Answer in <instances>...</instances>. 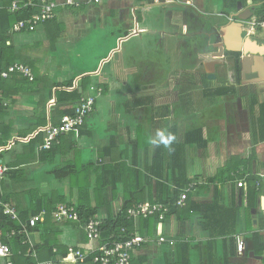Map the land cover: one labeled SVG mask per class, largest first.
<instances>
[{
	"label": "crops",
	"instance_id": "crops-1",
	"mask_svg": "<svg viewBox=\"0 0 264 264\" xmlns=\"http://www.w3.org/2000/svg\"><path fill=\"white\" fill-rule=\"evenodd\" d=\"M51 2L57 4L53 20L41 24L31 33L12 34L0 51V69L8 62L23 63L31 67L36 81L30 90L20 93H15L16 82L8 81L6 93H0L6 108L0 113V166L8 169L2 178L1 190L3 196L9 198L8 204L17 211L27 208L32 199L30 191L35 189L42 193L53 189L58 196L76 202L77 191L70 189L65 181H57L51 173L53 169L76 160L82 165L94 162L115 165L122 160L132 167V153L137 147L136 167L144 172L157 156L159 141L176 132L178 141L184 143L187 132L202 129L206 148L186 147L188 179L198 183L188 194L187 204L190 207V203L217 202L224 209L206 216V231L203 229L205 213L200 211L192 216L185 215L183 224L176 215L169 216L154 225L153 236L162 234L176 243L182 239L190 243L191 264H262L250 253L258 256L253 235L261 233L264 237L261 205L264 197V125H259L264 83L243 84L231 78L221 83L218 67L229 64L233 67L234 63L232 59L224 58L229 52L217 47L218 44L214 48L226 54L219 58L221 65L216 68V80L210 81H219V85L208 87L204 81L194 80L187 74L193 63L181 59L182 54L193 55L192 41L197 38L193 34L202 38L212 35V27L229 24L231 16L242 11L239 2L243 10H254V17L244 23V37L256 42L264 40L263 29L257 28L250 33L247 29L248 23H259L255 14L264 6V0H226L224 5L229 12L218 10L214 0H149L147 4L145 0H107L98 5L73 0L72 6L67 5V0ZM174 6H190L196 13L194 10L178 12ZM196 16L199 17L197 20ZM207 21L210 31H206ZM73 34L77 35L76 42ZM254 36L257 38L253 39ZM76 47L81 48L76 51ZM171 51L181 59L172 66L170 63L165 66L172 68L164 73L158 57L169 55ZM115 53L119 56L113 60ZM90 56H95L96 60L91 61ZM204 57L199 55L203 65ZM72 67H79V70L74 72ZM100 67H104L102 71ZM106 67L118 68L108 70ZM126 67L136 69L132 71ZM137 67H141L140 72ZM83 77H89L85 96L93 87L103 89L96 109L82 130L64 139L67 143L62 146L64 153L57 155L52 163L41 162L40 151L37 148L33 153L29 141L38 132L59 124L73 108L71 105L57 106L55 85ZM163 77L167 80H161V84L157 79ZM196 85L201 88L205 107L193 112L186 106L192 86ZM232 87L234 94L206 93ZM73 142L76 144L70 148ZM101 151L103 158L99 157ZM242 180L246 187L238 189L237 184ZM132 183L126 178L119 184L113 209L122 207L125 195L131 193ZM156 183L154 179V198L157 197ZM254 190L258 192V199L256 205L251 206L250 194ZM225 209H236L238 221L234 222ZM234 227L236 235L218 234ZM243 227L249 230H243ZM60 230L61 238L66 240L61 244L68 248L72 243L77 246L87 243L80 228L74 225L63 224ZM238 236L244 237L245 241V249L240 255L235 244ZM32 240L38 243L40 236L34 234ZM231 248H234V256L230 255ZM163 251L155 244H146L135 255L145 258L147 264H157Z\"/></svg>",
	"mask_w": 264,
	"mask_h": 264
},
{
	"label": "trees",
	"instance_id": "trees-1",
	"mask_svg": "<svg viewBox=\"0 0 264 264\" xmlns=\"http://www.w3.org/2000/svg\"><path fill=\"white\" fill-rule=\"evenodd\" d=\"M14 1L15 0H0V51L6 47V44L12 34H18L13 31V27L17 23L27 20L33 15L39 13L40 9L38 5L42 0H21L23 3H21L20 9L12 14L9 9ZM51 1L52 0H49L47 2ZM26 4L29 5L25 7ZM255 15L259 23L264 22V6L257 9ZM28 32L22 31L19 33ZM227 54L229 56L228 59H238L240 57L238 54ZM2 59H4L3 54ZM13 64V62H8L5 66H3V69L0 70H4V68L7 69ZM235 71L238 73L237 81L239 83L240 68L235 67ZM206 78H208L207 73ZM88 79L89 77H83L81 79L55 85L57 106L71 105L73 107L66 114H75L77 105L82 97L85 96L86 87L88 85L86 81ZM8 81L16 82L18 87H15V93L30 90L31 86L36 85V81L30 82L20 75H13L9 79L0 78V93L1 91L4 92L3 94L6 93ZM80 88H82V92H80ZM206 93L223 96L234 94L235 89L233 87L220 88L216 91H206ZM261 109L262 114L259 119V125L262 126L264 125V105H261ZM5 111L6 108L2 103L0 95V113ZM45 136L46 131L38 132L37 135L29 141V147L33 153H35V150H37V148L44 143ZM68 137H72V133L60 136L54 143H52L49 150L40 151L39 160L41 162H54L57 155L65 152V150L62 151V146L67 144L64 139ZM75 144L76 143L73 142L70 148H73ZM206 144L207 142L204 138L202 129L187 132L184 143H180L178 141L177 133L175 132L172 137L158 142L157 156L151 163H149V165L145 167L144 172L140 171L136 167L138 161L137 147L132 153V161L134 163L132 167L128 166L127 163L122 160L116 162L115 165H106L103 164V162H94L82 165L77 163L76 160L73 163H69V165L65 167H57L53 169L51 173L57 181H65L70 189L77 191L76 202L69 200L66 196H58L56 192H50V194L47 195L38 191V189H35L30 191L32 197L30 205L27 208L18 211L19 221L12 220L10 217L5 215L2 208H0V223L4 233L21 229L22 225L27 224L31 217L37 216L41 212H45L46 214L44 223H38L36 227L29 228L31 236L34 234L40 236V241L38 243H34L35 245L33 247L26 235H17L11 239L6 238V243L9 245L12 252L10 259L11 263L43 264L45 262H53L55 264H63L61 263V260L66 257L69 248L61 244V225H74L80 228L81 233H83L86 238L84 227L91 218L97 216L102 218L101 232L104 241H115V239L124 240L136 231H138L141 235L152 237L154 225L158 223L157 218L150 217L142 219L137 224L134 221L127 219V212L130 208L146 202L173 204L169 216L176 215L182 224L185 221V215L188 214L192 216L197 212L203 211L205 213V225L203 229L205 230L206 216L208 217L210 214L213 215L220 209H224L219 205V203L214 202L206 205H192L190 203V207L187 204L188 207L186 206L183 209L178 208L176 203L182 193V190L186 189L193 183H196V187L198 186V183L195 182L196 180L194 181L188 179L186 167V147L192 145L203 149L206 148ZM99 157H104L103 151L100 152ZM126 178H129L134 184H136V186H133L132 183L131 193L125 195L122 207L120 208V211L116 213L114 212L115 209H113L112 203L116 200V192L119 184L124 182ZM154 179L157 181L156 198H154L152 192ZM2 181L3 179H0V202L8 203L9 198H5L2 194ZM257 199L258 192L256 190L251 191V206L256 205ZM66 204L76 206L80 216L79 222L58 223L54 220L53 212L56 210L57 206ZM225 210L231 214L234 222L238 221V213L236 209ZM102 211L104 212L102 213ZM122 229H126L127 233L123 234ZM235 229L236 228L234 227L230 231L218 234H221L222 236L225 234L236 235ZM253 240L257 254L262 255L264 253L263 235L261 233H255L253 235ZM190 250V243L182 239L176 243V246L173 249H166L163 259L159 264H191ZM230 255H235L234 248H231ZM0 264L8 263L7 261L0 260ZM79 264H93V257L89 256L85 261L79 262ZM132 264H147V262L145 258H139L134 255Z\"/></svg>",
	"mask_w": 264,
	"mask_h": 264
},
{
	"label": "built area",
	"instance_id": "built-area-1",
	"mask_svg": "<svg viewBox=\"0 0 264 264\" xmlns=\"http://www.w3.org/2000/svg\"><path fill=\"white\" fill-rule=\"evenodd\" d=\"M89 4H102L107 0H86ZM23 3L21 0H15L9 11L15 13L20 9V5ZM73 0H67V5H74ZM29 5L26 4L25 7ZM39 13L33 15L27 20L20 21L13 27V31L16 33L26 31L33 32L41 24L53 20L56 17L55 11L57 4L54 2H47L42 0L38 5ZM256 28L264 30V22L248 23V33L255 31ZM13 75H20L30 82L35 81V75L31 67L23 63H15L9 66L7 69L0 70V78L9 79ZM92 92L80 100L76 107L74 115H68L62 118L58 125L49 127L46 130V136L44 143L39 146L38 150H49L60 136L67 135L70 133H77L80 129L85 126L87 119L92 115L96 109V103L99 97L103 94L102 88L93 87ZM7 168L0 166V179L3 178L7 172ZM196 187V183L191 184L186 189L182 190V193L176 203V206L183 209L187 206L188 194L192 189ZM238 189L246 187L244 180L238 182ZM173 204H161V203H142L135 207H132L127 212V219L134 221L136 224L142 220L150 217H155L158 222H163L170 215ZM0 208L3 213L10 217L12 220L19 221V214L15 207L8 203L0 202ZM45 212L38 216H33L29 219L27 224H23L21 229L12 230L8 233H4L2 225L0 223V260L7 261L8 264H12L10 259L12 256L11 249L6 243V238L11 239L17 235H26L29 239L31 246L35 244L32 240V236L29 228H34L38 223L45 222ZM54 220L58 223L65 222H79L80 216L75 205H59L53 212ZM102 218L100 216L91 218L84 227L87 243L78 247H69L68 254L61 260L63 264H79L81 261H85L89 256L93 257V264H132V259L135 253L144 247L146 244L154 241L156 245L170 246L174 248L176 241L169 239L162 234L155 237H149L141 235L138 231L129 235L124 240L115 239L112 241H104L101 232ZM122 233H127L126 229H122ZM244 237L238 236L235 239L236 250L240 255L245 249ZM154 239V240H153ZM56 251V250H55ZM43 264H55L53 262H45Z\"/></svg>",
	"mask_w": 264,
	"mask_h": 264
},
{
	"label": "rangeland",
	"instance_id": "rangeland-1",
	"mask_svg": "<svg viewBox=\"0 0 264 264\" xmlns=\"http://www.w3.org/2000/svg\"><path fill=\"white\" fill-rule=\"evenodd\" d=\"M141 1H144V0H141ZM146 2V4H147V1H149V0H145ZM212 2H213V0H211ZM226 0H214V4H216L217 5V8H218V10H224L225 11V9H226V11L227 12H229V8L227 7H225V2ZM174 7H176V8H178V12H186V13H189V11L191 10V11H193V13H196L195 12V9L194 8H191L190 6H174ZM197 18H199L198 16H196V18H195V20H197ZM195 24H198V26L201 24V26L202 25H205V23H195ZM206 31H210V29H209V26H208V21H207V23H206ZM215 26V25H214ZM199 28V27H198ZM213 28V32H212V35H208V36H206V35H204V36H202V38L200 37V36H198V35H196V34H193V36L194 37H197L196 39L194 38V40L192 41V42H194V44H192V51H193V55L190 57L187 53H185V54H182V58L183 59H181L180 57L181 56H179V55H175V51H171L170 52V54L169 55H161V56H159L158 57V59L160 60V63H161V66L163 65L164 67H162V69H164V71H162V74H163V72L164 73H167V70H171L170 68H172V67H165V66H168V64L169 65H174L179 59H181V61H186V62H188V63H193V67H190L191 68V70H190V73H187L188 75L190 74V76H192V78L194 79V80H196V81H204L203 83H206V86H210V87H213V86H216V85H219V84H221V83H223L224 81H228V79H232L233 81H235L234 79H235V63H234V61H233V67H230L229 65H228V67L226 66V67H218V69H217V74H220V76H219V81H222L221 83H219V81L218 82H213V81H210L208 78H206V72L204 71V66H203V64H202V61L203 60H199L200 58H199V55L200 54H202V55H204L205 57H204V60H206L205 62H209V60H211V61H219L220 59V57H222L223 55H225L226 53L225 52H223L222 50H217L218 48H214V45H216V44H219V43H221V41H222V38H221V35H220V27H212ZM195 30V29H194ZM246 35V34H245ZM76 36L77 35H75V34H73L72 35V37H73V39H74V41L76 42ZM247 36V35H246ZM257 38V36H254L253 37V39H256ZM196 41V42H195ZM193 45H194V47H193ZM77 49H76V51H78V49H80L81 47H76ZM83 50V49H82ZM84 51H86V50H84ZM222 51V54L221 55H219V53ZM86 52H89V51H86ZM160 53H162V51L160 50L159 51ZM208 53H210V54H208ZM189 54H190V51H189ZM96 55H98V54H96ZM119 56V54H117V53H115L114 54V57L112 58L113 60H116V58ZM226 56H228V54H226ZM229 57V56H228ZM90 60L91 61H95L96 60V57L95 56H90ZM191 60V61H190ZM201 61V62H200ZM198 63H201V65H198L197 66V64ZM221 65V64H220ZM227 65V64H226ZM196 66V67H195ZM79 67H72V70L74 71V72H77L79 69H78ZM103 68L104 67H100V69L99 70H103ZM108 70L110 69V68H118V67H106ZM123 68V67H122ZM126 68H128L129 70H135L136 69V67H126ZM138 68V70H139V72H140V68L141 67H137ZM180 68V67H179ZM181 68H185V67H181ZM136 72V71H135ZM178 72V71H177ZM179 73V72H178ZM181 75V74H180ZM179 76V75H178ZM189 76V77H190ZM231 76V77H230ZM166 77H167V75H166ZM188 79V78H187ZM190 79V78H189ZM159 82L161 81V80H167V78H165V77H163V78H161V79H157ZM161 83V82H160ZM162 84V83H161ZM165 84H167V82L165 83ZM187 102H188V104H187V108H192V110H193V112H198L200 109H202V108H204L205 106H204V103H205V99L203 98V96H202V91H201V88L200 87H198L197 85L196 86H192V89H191V93L189 94V96H188V98H187ZM206 107H207V105H206ZM209 108H211V110L213 109V105H211ZM67 186V185H66ZM263 187H264V180H263ZM51 189V188H50ZM65 192H66V188L65 189H63ZM53 191V189H51V190H46L45 191V194H47V195H49L50 194V192H52ZM42 192V191H41ZM264 193V192H263ZM116 208V207H115ZM119 209L120 208H116L115 209V211L114 212H119ZM104 211H102V213H103ZM246 229H248V228H246V227H243V230H246ZM249 230V229H248ZM160 234H157L156 236H152L153 238L155 237V239H157L158 238V236H159ZM64 237H65V235H64ZM166 237V236H165ZM168 238V237H167ZM154 240V239H153ZM60 241L61 242H64L65 243V239L63 238H61V236H60ZM149 244H155L156 245V242H154V241H152V242H150V243H148L147 245H149ZM79 246V245H78ZM75 243H72L71 244V247H73V248H75V247H78ZM157 247H159V246H157ZM162 247V250H164L161 254H160V256H159V259L158 260H156V262H157V264H159V263H161V260L163 259V256H164V252L166 251L165 250V248L167 249H171V247L170 246H167V245H165V246H161ZM160 249V248H159ZM262 264H264V260L262 261Z\"/></svg>",
	"mask_w": 264,
	"mask_h": 264
},
{
	"label": "water",
	"instance_id": "water-1",
	"mask_svg": "<svg viewBox=\"0 0 264 264\" xmlns=\"http://www.w3.org/2000/svg\"><path fill=\"white\" fill-rule=\"evenodd\" d=\"M241 13L231 16V22L220 27L222 43L217 47L224 48L227 52L238 54L237 64L241 68V82L243 84L264 83V46L253 41L250 37H244V23L254 17V10H243L242 3L239 2ZM220 64L219 61H209L204 63L205 72L209 80H216V68ZM239 198L242 199V191H239ZM262 209H264V197L261 198ZM251 257L264 260L262 255L250 253Z\"/></svg>",
	"mask_w": 264,
	"mask_h": 264
},
{
	"label": "flooded vegetation",
	"instance_id": "flooded-vegetation-1",
	"mask_svg": "<svg viewBox=\"0 0 264 264\" xmlns=\"http://www.w3.org/2000/svg\"><path fill=\"white\" fill-rule=\"evenodd\" d=\"M257 29V28H256ZM263 36H264V34H262ZM258 43L261 45V46H264V40H258ZM227 52V51H226ZM224 58H226V59H228V56H225ZM233 61H234V63H235V67H239L238 66V64H237V61H238V59H232ZM204 66V65H203ZM240 68V67H239ZM204 71H205V67H204ZM240 73H241V68H240ZM239 73V82H241V74ZM238 73L237 72H235V81L236 82H238L237 81V77H238V75H237ZM199 82H201V80L199 81Z\"/></svg>",
	"mask_w": 264,
	"mask_h": 264
}]
</instances>
